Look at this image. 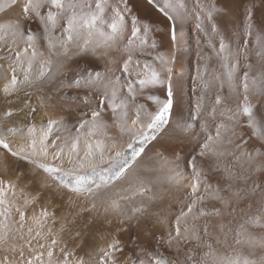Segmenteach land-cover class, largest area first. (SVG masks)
<instances>
[{"label": "snow or ice", "instance_id": "1", "mask_svg": "<svg viewBox=\"0 0 264 264\" xmlns=\"http://www.w3.org/2000/svg\"><path fill=\"white\" fill-rule=\"evenodd\" d=\"M196 2L202 16L206 13V19L212 22V33L219 40L218 48L210 42L208 46L213 47L225 72L216 74L213 79L219 81L222 90L225 80L221 76L226 77L231 95L216 96L215 104L222 105L219 112L222 119L212 132L208 131L205 121V139L197 154L191 157L195 183L191 186L187 209H181L169 222L167 230L156 238L175 255L159 252L148 260L137 256L130 264H264V116L257 119L252 101L253 97L264 98V20L255 21L253 6L248 7L243 44L234 46L214 20L216 13L226 10L215 4L208 8L201 0ZM15 6L20 7L21 19L0 22V52L5 53L0 55V60L8 61L6 68L0 64V75L8 77V84L3 89L5 95L54 81L63 68L61 57L69 58L73 46L77 54L112 48L120 51L119 41L130 20L131 36L123 49L127 55L118 69L127 79L121 84L120 77L110 75L109 71L86 70L84 75L74 77L68 83L61 81L56 86L57 91L62 88L87 90V94L74 97L91 109L90 118L79 125L86 145L83 151L79 147L80 137L71 142L59 136L52 139L62 121L49 119L40 128L35 122L24 127L0 122V157L6 152L18 162L31 165L34 171L46 174L44 187L53 196L62 198L68 194L70 204L80 199L90 201L91 207L83 211L97 210V201H100L105 214L111 212L123 217L121 224L146 215L148 207L143 200L130 209L122 202L130 203L137 197H146L147 201L158 198L155 193L147 196L150 189L138 170L147 146L157 141L172 122V65L175 58L158 54L160 70L145 64L150 76L138 78L136 68L140 61L134 59V53L148 45L151 26L133 14L128 0H118L115 5L109 0H98L94 9L87 0H0V13ZM109 7L113 11L110 22L105 18ZM161 11L169 20L173 19L166 9ZM22 21L37 23L38 29L26 30ZM202 24L203 20L196 24L197 30L208 35ZM105 27L111 31L106 32ZM57 29L61 33L59 37L55 35ZM171 39L174 43L179 40L175 27L171 30ZM41 41L46 44L47 55L40 50ZM150 46L155 48L156 41L153 40ZM252 55L256 57V65ZM201 58L210 59L203 55ZM241 61L244 71L237 85L235 73ZM204 71H208L207 64ZM210 83L201 77L204 89ZM150 85L166 87L165 99L147 97L157 105L154 112L148 111L146 105L136 103L137 97ZM125 88L127 96L122 95ZM31 96L32 93L25 90V99L16 97L21 106L15 113L9 109L4 115L13 117L19 113L27 119L37 113V108L31 104ZM203 99L201 95L197 100L198 118L203 114ZM230 99L237 104L235 110L227 106ZM39 102L41 107L47 103L44 97H40ZM93 103L95 108H92ZM130 107L134 108L132 116H129ZM106 111H110L111 123L102 116ZM217 111L216 107L211 109L213 119ZM182 130L190 129L184 126ZM18 134L22 142L14 143L9 139ZM157 155L163 159L162 166L171 170L169 183H179L176 167L182 159L180 154ZM125 182L128 187L123 191L130 194L116 193L115 189ZM20 192L22 203L18 202L21 197L17 196V184L0 178V245H6V251L11 253V257L6 255L0 259V264H120L117 254L123 253V248L119 239L113 238L105 247L99 248L98 258L93 259L90 252L85 253L89 259L78 256L63 240L67 225L61 223L59 229L54 230L55 211L43 207L38 214L35 211L29 213L30 206L39 197L23 195V189ZM209 200L215 202L211 207L207 204ZM255 228L261 229V233L252 231ZM80 234L77 231L75 237ZM57 248L63 257L60 261L53 260ZM257 248L262 251L259 256L256 255Z\"/></svg>", "mask_w": 264, "mask_h": 264}, {"label": "bare ground", "instance_id": "2", "mask_svg": "<svg viewBox=\"0 0 264 264\" xmlns=\"http://www.w3.org/2000/svg\"><path fill=\"white\" fill-rule=\"evenodd\" d=\"M87 1L88 4L98 2V0ZM201 2L208 8H211V6L215 4L217 8L226 10L224 13H216L214 15V20L219 25L225 37L233 41L234 46L243 44L246 10L248 7L253 6L255 21L259 23L264 20V0H201ZM109 3L115 5L118 3V0H109ZM128 3L133 10V14L137 15L142 23L151 26V32L147 37L148 45H146L142 51L134 53V59L140 61L139 66L136 68V71L139 72L138 78L142 79L145 76H150L148 68L144 67L145 64L156 68L157 71L160 70V61L156 59L158 54L174 57L175 62L172 65L174 106L170 127L166 129L165 133L160 134L158 140L153 142L146 149V154L141 159V166L138 170V174L145 180V186L150 189L147 196H151L155 193L158 198L147 201L146 197H137L130 203L122 202L126 208L130 209L143 200L148 207L147 214L139 219H132L121 224L120 220L123 219V217L117 213L110 212L105 214L100 201H97V210L91 211V213L95 215V219L91 223L92 226H94V228H101L103 231L109 233H114L116 239L121 241L123 253L117 254L121 264H130V260L136 259L137 256L141 259L148 260L156 256L159 252H163L165 255H175L172 250L159 244L156 238L167 230L169 222L180 213L181 209H187L191 186L195 183V174L192 169L191 157L197 154L200 143L205 139V121H207L208 131L212 132L216 124L222 119L219 114L222 105L215 104L216 96L218 94L223 97H229L231 95L226 77L223 75L221 76V78L225 80L222 90L219 81L213 79L216 74H223L225 72V69L221 67V61L213 52V47L208 46L210 42L213 46L218 48L219 40L218 37L212 33V22L206 19V13L202 16V10L196 0H153V3L149 2V0H132ZM147 4L152 5L156 12L152 11ZM93 6H95V4ZM161 9H166L173 19L169 20ZM7 15L8 22L21 19L20 7L15 6L10 8ZM105 18L109 22L113 18L111 7L107 9ZM201 20H203L202 27L208 35L199 32L196 28V24L201 22ZM22 25L26 30L30 31H36L38 27L37 23L23 21ZM173 27H175V31L179 37L178 42L175 43L171 39V30ZM104 30L106 32L111 31L108 27H105ZM56 35L58 37L61 35L59 29ZM130 36L131 25L129 20L127 30L121 35L119 41L120 51H117L116 48L109 50L98 49L96 52H86L83 55L80 54L81 56L79 57L77 56V49L73 46L69 58L64 59L61 57L63 68L56 79L51 82L52 87H56L61 81L68 83L74 77L84 75L86 70L109 71L110 75L120 77L121 84H123L127 77L118 69L122 66V61L127 55L123 49ZM254 39L255 37H253V40ZM153 40L156 41L157 46L155 48L150 46ZM251 46L252 43L250 41V48ZM101 53L104 54L101 55ZM202 55L208 56L210 59L205 61L201 58ZM251 59L253 64L256 65L255 55H252ZM205 64H207L208 67L207 72L204 71ZM243 71V61H241V65L235 73L237 77L235 83L237 85H239V78L242 77ZM133 74L135 76L136 72ZM201 77L206 82L211 81L207 89L202 87ZM66 89L69 91L66 98H71L69 100L70 108L66 113L61 114L63 116H59L60 118L63 117L61 120L62 126H58V130L55 131L60 135L62 134L64 140H72L75 139L76 136L79 137L81 133L79 125L81 121L90 118L91 109L81 104L77 99H74V97L87 94L86 89ZM122 95L127 96L126 88ZM150 95L159 96L160 99L163 100L166 98V87L150 85L143 90L142 95L137 97L136 103L144 104L148 111L154 112L157 110V105L155 101L147 98ZM201 95L204 97L203 114L198 118L195 109L198 97ZM252 101L255 105L257 119L259 120L260 117L264 116V98L258 99L253 97ZM227 106L235 110L237 104L234 100L230 99ZM95 107L96 104L93 103L92 108ZM213 107H216L218 110L215 119L210 115ZM68 112L70 114L67 116ZM133 112L134 108L130 107L129 116H132ZM102 116L111 123L109 118L110 111L102 113ZM30 122H33V120H30ZM177 125H180V127H177ZM184 126H187L190 130L183 131L182 129ZM80 139H83V144L85 145L84 137ZM124 139L126 140L127 137ZM121 143H123V141H121ZM258 143L259 142H257V146ZM157 153H163L165 156L169 157H171L173 153L180 154L182 159L177 162L176 167V171L180 174L179 183H169L168 177L171 175V170L168 167L162 166L163 159L161 156L157 155ZM197 160L199 161V157H197ZM0 178H2L1 175ZM127 187L128 185L125 182L119 185L115 189V192L122 195L130 194L123 191ZM110 195H114V193H110ZM68 200H70V197H68ZM213 203L215 202L211 200L207 202L209 207H211ZM74 204L81 208L91 207L90 201L83 199L76 200ZM217 206L219 205L217 204ZM161 222H163V226ZM252 231L259 234L262 230L255 228L252 229ZM104 241L100 242V246H106L110 239ZM245 251H247V249H245ZM255 251L257 256L262 254L259 248ZM145 253H147V255H144Z\"/></svg>", "mask_w": 264, "mask_h": 264}, {"label": "rangeland", "instance_id": "3", "mask_svg": "<svg viewBox=\"0 0 264 264\" xmlns=\"http://www.w3.org/2000/svg\"><path fill=\"white\" fill-rule=\"evenodd\" d=\"M129 1L132 0H128V2ZM95 3L93 4L89 3V5H92V7L95 8V6H93ZM151 3H153V0ZM147 6L152 11L156 12L155 8L152 5L147 4ZM8 10L9 9H5L3 13H0V22H8L7 20ZM21 47H23V45H21ZM40 50L44 51L45 54L47 55L46 44L43 41H41L40 43ZM4 54H5L4 52H0V55H4ZM80 54L83 55L84 53H79L77 54V56L80 57L81 56ZM7 63L8 61L6 60H0V64H3L5 68L7 67ZM7 84H8V77L0 75V122L8 123L11 126L24 127L27 123L30 122V120H33V122L36 123L37 128H40L44 126L47 120L49 119L61 121L63 117L60 118L59 116H63L61 114L66 113L70 108L69 100L71 98L70 97H68L69 99L66 98L69 91L66 88L56 91L57 90L56 87H52L51 82L45 84H37L32 87H26L24 90H21L19 93H13L11 96H7L3 93V89ZM25 90L32 93L31 104L33 107L37 108V113L33 114L31 117H28L27 119L22 114L19 113L14 114L13 117H6L4 113L7 110L11 109L15 113V110L21 106L20 101L17 100L16 97L19 96L21 100L25 99L24 97ZM40 97H44L47 101L46 105L43 107H41L39 102ZM9 101L12 102L9 103ZM173 106H174V90H173ZM25 111H27V109H25ZM69 114L70 113L68 112L67 116ZM13 122H15L14 125ZM24 131L26 135V128L24 129ZM56 131L54 130L52 139H55L57 136H60L62 138L63 135L58 134V132ZM79 137L80 138L83 137L81 133ZM9 139H11L14 143L22 142V138L19 134L15 137H9ZM73 140L74 139L67 141L71 142ZM150 145L151 144H149L147 148ZM79 147L82 151L84 150V148H86V145L83 144V139L82 140L80 139ZM0 175L2 176L3 179L11 180L17 184V196L21 197V199L18 200L19 203H22V199H23L20 189H23V195H30V196L38 195L39 198L37 199L34 205L30 206L29 213L35 211L38 214L40 209L43 207H47L50 211L52 210L55 211L56 224L53 226L54 230L59 229L61 223L67 225V229L65 233L62 234L63 240L68 243L69 248L74 249L76 251L78 256H84L85 259H89V256L85 255V253L90 252L92 254L93 259L98 258L99 248L105 247V246H100L101 245L100 242H103L104 240L107 239L111 240L113 238H116V235L114 233L112 232L109 233L107 231H103L101 228H94V226H92L91 223L94 221L95 215L92 214L91 211L81 210L83 208L86 209L88 207L81 208L75 204H70L68 200L69 197L68 194L63 195L62 198L58 195L53 196L52 192L48 188L44 187L46 174L39 171H34L33 167L27 164L26 162H18L16 158L11 157L10 154L5 152L3 153V156L0 157ZM17 177H19L18 180ZM77 231L81 233L79 237H75V233ZM6 248H7L6 245H0V259H3L6 255L11 257V253H8L6 251ZM62 258H63L62 254L59 252L57 248V250L54 252L53 260L60 261L62 260Z\"/></svg>", "mask_w": 264, "mask_h": 264}]
</instances>
